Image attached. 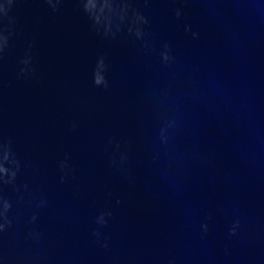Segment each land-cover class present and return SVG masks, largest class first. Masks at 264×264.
<instances>
[{"label":"water","instance_id":"water-1","mask_svg":"<svg viewBox=\"0 0 264 264\" xmlns=\"http://www.w3.org/2000/svg\"><path fill=\"white\" fill-rule=\"evenodd\" d=\"M4 39L0 264H264V0H0Z\"/></svg>","mask_w":264,"mask_h":264},{"label":"clouds","instance_id":"clouds-1","mask_svg":"<svg viewBox=\"0 0 264 264\" xmlns=\"http://www.w3.org/2000/svg\"><path fill=\"white\" fill-rule=\"evenodd\" d=\"M49 2H50V0H49ZM128 11H129L128 7L122 8V20H124V18L127 15ZM175 14H176L177 18H179L182 15V12L179 9H177ZM135 19H136L137 22L142 23V24H147L148 23L146 18H144L143 16H140L138 14H136ZM185 31L186 32H191L193 38H197L198 35H199L196 32H192V29H191L190 25L186 26ZM135 35L139 39V38L143 37L144 33L142 31H140L139 29H137L135 31ZM6 44H7L6 39H4L3 41H0V51L3 50V47L6 46ZM170 51H171L170 47L167 44H165L164 45V51L161 53V59H162V61L165 64H168L172 60V57L170 55ZM101 63L104 64V67L107 70V66L104 63V59L103 58H101L98 61V65L101 64ZM93 83H94V86H96V87H104V88L108 87V81H107L106 77L103 76L102 80L98 79L96 71L94 72ZM161 136L163 137V130L161 132ZM16 176H17L16 171L9 172V170L6 167H4V166H3V168H0V182H2L4 185H8V184L13 183L16 180ZM0 204H2V211H0V219L3 220V222L0 223V233H3L4 231H6V229L10 226V223H11L10 221L7 220V215L6 214L11 209L12 205H11L10 201H8L6 199H3V198H0ZM34 221H35V217H33V222ZM98 222L99 223H104L103 216H101V218H100V220ZM238 226H239V222L237 221L236 224L233 226V228L230 231L231 235H235L236 234L235 229ZM202 230L204 232H207V230H208L207 224L202 225ZM105 247H107V245H105Z\"/></svg>","mask_w":264,"mask_h":264}]
</instances>
